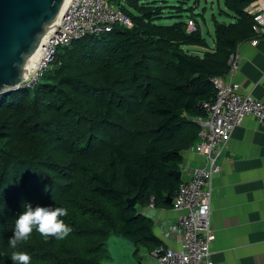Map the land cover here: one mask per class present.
I'll list each match as a JSON object with an SVG mask.
<instances>
[{"label":"trees","instance_id":"obj_1","mask_svg":"<svg viewBox=\"0 0 264 264\" xmlns=\"http://www.w3.org/2000/svg\"><path fill=\"white\" fill-rule=\"evenodd\" d=\"M190 1L165 10L159 0H119L134 28L61 48L59 70L0 95V264H12L8 240L25 203L67 208L72 228L63 241L34 231L17 249L31 264H102L112 236L130 242L138 261L141 250L166 245L140 209L152 199L172 208L183 180L171 172H182L183 153L198 142L213 79L260 37L245 12L256 0H225L232 20L215 24L212 44Z\"/></svg>","mask_w":264,"mask_h":264},{"label":"built area","instance_id":"obj_2","mask_svg":"<svg viewBox=\"0 0 264 264\" xmlns=\"http://www.w3.org/2000/svg\"><path fill=\"white\" fill-rule=\"evenodd\" d=\"M119 0H70L67 11L52 26L44 58L33 78L24 81L17 89L34 88L47 73L59 70L58 50L69 48L87 36L110 33L116 25L134 28L133 20L123 11ZM253 17V30L264 36V0H256L245 9ZM196 25L188 22L187 31L193 32ZM242 55L237 50L228 62L229 70L224 76L215 77L213 83L216 97L201 105L205 115L197 119L200 127L198 142L193 151L204 159V165L184 179L172 198V208L179 215L175 222L162 228L164 238L178 245H163L150 253L157 264H215L211 244L215 240L211 226L213 178L223 169V154L234 131L248 117L264 125V100L253 95H241L240 86L228 76L240 70ZM149 207H156L152 199Z\"/></svg>","mask_w":264,"mask_h":264},{"label":"crops","instance_id":"obj_3","mask_svg":"<svg viewBox=\"0 0 264 264\" xmlns=\"http://www.w3.org/2000/svg\"><path fill=\"white\" fill-rule=\"evenodd\" d=\"M240 70L227 79L240 86L241 95L264 100V37L243 43ZM182 180L204 165L193 151L183 153ZM222 172L213 178L211 244L215 264H264V125L248 117L233 133L223 154ZM156 233L167 246L177 247L162 234V228L175 222L173 208L144 207Z\"/></svg>","mask_w":264,"mask_h":264},{"label":"water","instance_id":"obj_4","mask_svg":"<svg viewBox=\"0 0 264 264\" xmlns=\"http://www.w3.org/2000/svg\"><path fill=\"white\" fill-rule=\"evenodd\" d=\"M64 0H0V95L22 85L28 60L40 46L42 37L54 23ZM171 175L182 179V172ZM136 206V198L127 199ZM172 203V199L169 200ZM108 243L112 245L109 250ZM132 248L130 247V245ZM109 261L117 257L116 264H143L134 257L135 248L125 238L112 236L106 242ZM125 255L122 256V247Z\"/></svg>","mask_w":264,"mask_h":264},{"label":"clouds","instance_id":"obj_5","mask_svg":"<svg viewBox=\"0 0 264 264\" xmlns=\"http://www.w3.org/2000/svg\"><path fill=\"white\" fill-rule=\"evenodd\" d=\"M23 212L15 218L13 235L8 244L13 251L10 253L12 264H31V257L27 252L17 250L18 246L27 242L35 231L46 241L54 238L65 240L72 232V228L65 223L63 217L69 215L68 209L60 206H36L23 204Z\"/></svg>","mask_w":264,"mask_h":264},{"label":"rangeland","instance_id":"obj_6","mask_svg":"<svg viewBox=\"0 0 264 264\" xmlns=\"http://www.w3.org/2000/svg\"><path fill=\"white\" fill-rule=\"evenodd\" d=\"M126 4V2H125ZM179 4L178 0H159L157 6H163L165 10L166 7H177ZM196 7L195 8V14L198 15V19L200 22V25L202 27L203 34L205 38H207L208 42L210 44L213 43L214 39V30H215V24L216 23H231V18L228 17V15L232 16L233 14L228 11L225 5V0H191L188 7ZM33 76V74H32ZM37 86V85H36ZM35 86V87H36ZM34 87V88H35ZM34 88H27L29 90H32ZM17 90V89H13ZM11 90V91H13ZM9 92V91H8ZM6 92V93H8ZM129 244V243H128ZM130 245V244H129ZM132 248V246L130 245ZM109 250L112 249V245L108 243ZM126 249V246L122 247V256L125 255L124 250ZM140 257L142 258L143 264H157V261L153 259L150 254H146L144 250L140 251ZM117 257L119 255H114V259L110 262L116 264V261L118 260ZM109 261V260H107ZM105 261L104 263H107Z\"/></svg>","mask_w":264,"mask_h":264},{"label":"bare ground","instance_id":"obj_7","mask_svg":"<svg viewBox=\"0 0 264 264\" xmlns=\"http://www.w3.org/2000/svg\"><path fill=\"white\" fill-rule=\"evenodd\" d=\"M69 2H70V0H64L54 23L48 28L46 35H44L42 37V41H41L40 46H38L34 55L28 60L26 67H25V73H24V79H23L24 81H28L31 78H33L37 67L40 66V64L44 58V54H43L44 47L45 46L48 47L49 39L51 38V36H49L50 30H51L52 26L55 24V22L57 23L58 20H60V17L62 16V14L67 11V8L69 6ZM32 74H33V76H32Z\"/></svg>","mask_w":264,"mask_h":264}]
</instances>
